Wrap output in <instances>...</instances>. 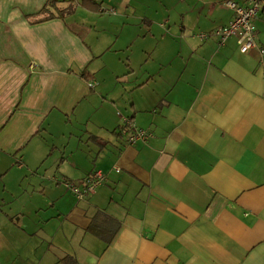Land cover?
<instances>
[{"label":"crops","instance_id":"crops-1","mask_svg":"<svg viewBox=\"0 0 264 264\" xmlns=\"http://www.w3.org/2000/svg\"><path fill=\"white\" fill-rule=\"evenodd\" d=\"M225 1L110 0V27L144 35V64L128 56L119 80L127 108L95 87L113 50L64 15L98 0H0V264H264V0L246 53L212 34ZM122 116L151 135L129 143ZM70 119L87 142L67 150ZM95 170L103 183L78 199L65 182ZM28 188L39 197L12 209Z\"/></svg>","mask_w":264,"mask_h":264},{"label":"rangeland","instance_id":"rangeland-1","mask_svg":"<svg viewBox=\"0 0 264 264\" xmlns=\"http://www.w3.org/2000/svg\"><path fill=\"white\" fill-rule=\"evenodd\" d=\"M98 1L101 3V13L98 11H85L84 8L78 7L72 16L71 14L70 16L67 15V12L65 11L64 15L66 19H69L70 21L74 20L75 22L85 25L88 28L87 30H89V35H87L86 39L89 43L94 42L99 48L103 49L110 46V48L113 50V52L106 51L103 57L100 56L99 58H96L92 66V69L97 71L98 74L95 80V87L103 85V88H109L110 94L108 99L110 100L112 97H114L118 103H123L128 108L134 94L127 93L125 95V99H122V90H120L121 88L119 87V80L123 79L122 74L127 70L125 62L128 56H130L132 60L135 73L138 72L142 67V64H144L143 59L138 58V53L136 50H134L141 45L144 35L138 30V32H135L132 27L123 29L121 24L110 27L113 25V20L115 18H113V15L109 13L111 9H114L112 8L113 5L110 3V0ZM169 1H171V3H173L172 5H174L175 0ZM174 7H176V5H174ZM175 10L172 12L174 17L171 19V21H169V23L166 22V26L164 27H170L171 32L176 31L178 28L177 25L174 24V22L178 20L175 18L177 16V11ZM126 21L127 23H134L132 18H127ZM80 33L82 35L86 34V32L84 33L83 31H80ZM160 42L161 44L159 45V48L166 46L167 44H171L170 38H166ZM142 46H144L143 43ZM116 73L120 74V76L113 77V75ZM127 73L133 75V72L129 70ZM117 109L118 111H121V108ZM97 115L98 114L94 115L92 121L97 117ZM73 123V120L70 119V128L65 129V134L61 135V132H59V135L57 136V144L61 143L63 148L67 147V143L69 144L70 147L67 150H71L75 145L82 143L83 140L87 142V138L84 135V129L86 128H82L76 124L73 126ZM58 130H60V128H57V131ZM69 132H71L72 135H70ZM34 192H30L29 188L25 192L22 191L17 197L11 199L12 202L9 205L12 207V209H18L20 206L33 203L34 199L39 197L37 196V191L35 193Z\"/></svg>","mask_w":264,"mask_h":264},{"label":"built area","instance_id":"built-area-1","mask_svg":"<svg viewBox=\"0 0 264 264\" xmlns=\"http://www.w3.org/2000/svg\"><path fill=\"white\" fill-rule=\"evenodd\" d=\"M224 4L232 10V18L226 25L217 27L212 31V34L217 37L218 44L223 45L230 36H236L240 52L246 53L255 48L256 34L254 20L262 8L260 0H248L246 4L238 0H226ZM110 11L113 12V9ZM208 35L207 32L199 34L202 39H205ZM260 52L263 54L264 49L260 48ZM90 86H93V83H90ZM122 119L131 130L128 138L129 143L145 140L151 135L144 129L136 128L128 118L122 117ZM115 169L116 171L119 170V168ZM104 179V173L100 170H95L86 176L81 184L77 185L66 181L65 185L78 199H83L94 193L103 183Z\"/></svg>","mask_w":264,"mask_h":264},{"label":"trees","instance_id":"trees-1","mask_svg":"<svg viewBox=\"0 0 264 264\" xmlns=\"http://www.w3.org/2000/svg\"><path fill=\"white\" fill-rule=\"evenodd\" d=\"M53 2H54V0H53ZM52 15H53V13L50 11V9L44 8L40 12V19L39 20H44V19L50 18Z\"/></svg>","mask_w":264,"mask_h":264}]
</instances>
